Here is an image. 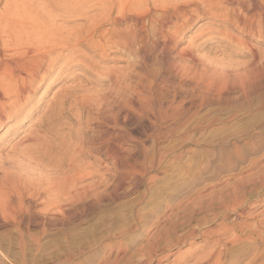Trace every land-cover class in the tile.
Returning a JSON list of instances; mask_svg holds the SVG:
<instances>
[{
  "label": "rangeland",
  "instance_id": "374dc122",
  "mask_svg": "<svg viewBox=\"0 0 264 264\" xmlns=\"http://www.w3.org/2000/svg\"><path fill=\"white\" fill-rule=\"evenodd\" d=\"M171 1L172 5L188 3L186 16L180 14L176 20H168V27H160L156 35L141 31L139 43L143 49H139L141 56H136L137 64L132 62L134 68L131 66L134 57L109 43L106 45L107 57L90 74L91 78L104 79L109 71H119L122 86L131 87L136 82L139 92H148L152 88L155 103L172 106L178 111L177 121L170 123L174 136L152 139L154 130L145 119L131 120L121 113V124L127 133L123 132V148L129 157L139 158V171L120 174L113 169L111 160L103 159L106 163L102 166L98 162L100 168L106 169L103 196L98 194L96 199L89 198L91 203L85 206L82 200L77 207L66 204L47 207L45 202L49 197L42 186L51 172L34 162L30 166L28 162L14 160L12 163L10 159H4L15 137L11 141L9 136L2 137L5 131L2 126L0 264H62L70 256L73 260L65 264H127L134 255L135 258L146 257L168 233L188 236L192 230L210 232L207 237L189 240L190 244L166 248L164 253L156 254L163 257L175 253L160 264H183L189 262L191 255L213 247L217 237L214 234L211 237V233L218 231L221 225L231 224V220L216 216V210L211 212L208 207H223L234 194L240 197L242 192L250 198L245 207L258 205L252 210H256L255 213L264 207V189L260 188L264 181V27H257L252 37L241 31L234 13L243 5L247 10L249 4L245 0L235 2L231 7L223 3L218 5L216 2L219 1L215 0L216 7L222 5V8L215 7L211 12L207 8L199 12L194 0ZM228 9L230 21H226L224 15ZM115 13L113 17L117 15ZM109 23L105 22L101 30L118 28ZM72 24L85 26L86 22L79 19ZM230 36H233L232 40H229ZM83 50L87 53V49ZM189 54L191 57L187 56ZM68 70L67 66L63 67L59 81L52 85L43 100L38 101V95L32 105L43 106L58 89L74 86L82 77L90 76L85 71L75 70L73 74L77 80L63 82L69 76ZM98 84L100 86L95 87L88 82L84 88L89 95L107 92L110 96L108 110L116 113V91H108V82ZM77 114L84 119L83 112L84 116L81 111ZM71 127H80V122L74 119ZM251 145L255 146V151L244 154ZM236 148L242 150L244 160L236 158ZM253 159L258 161L254 166L251 165ZM98 163L94 170L99 168ZM96 178L93 176L85 183L96 184ZM95 188L89 191L94 194L99 189L97 185ZM237 222L252 223L243 218ZM221 237L219 243L225 241ZM245 258L249 259L244 256L242 260L246 261ZM230 260H235L234 255L225 259V264ZM158 263L157 259L150 264Z\"/></svg>",
  "mask_w": 264,
  "mask_h": 264
},
{
  "label": "bare ground",
  "instance_id": "6f19581e",
  "mask_svg": "<svg viewBox=\"0 0 264 264\" xmlns=\"http://www.w3.org/2000/svg\"><path fill=\"white\" fill-rule=\"evenodd\" d=\"M213 1L215 0H198V2L194 0V4L197 5L198 11L207 8V11L211 12L218 3L231 7L233 3L242 0H218L216 5ZM245 1L249 4L247 10L243 5L245 8L242 6L236 10L234 19L236 18L241 31L252 37L257 27H264V0ZM171 2V0H0V128L5 126L2 137L9 136L10 141L15 137V141L7 148L4 159H10L12 163L14 160L20 163L28 162L31 163L30 166L34 162L35 165L43 167V170L48 169L51 172L47 176V181L45 180V185L42 186H45V195L48 194L46 197H49L45 206L63 207L66 204L69 207H77L82 200L85 206L91 203L89 198L96 199L98 194L103 196L106 192L104 181L106 169L100 168L106 163L102 161L103 159L111 160L113 169L120 174L128 175L139 171V158L129 157L123 148L126 130H123L121 124V113H125V118L131 120L145 119L149 127L154 130L152 139L174 136L172 135L174 131L170 130V123L177 121L178 111L172 106L164 107L163 104L155 103L152 100L154 96L152 88L148 92L145 90L139 92L136 82L131 87L122 86L119 71L112 70L109 74L106 72L107 76L102 71L106 76L104 79L91 78L90 74L107 57L106 45L108 46L109 43L114 48L127 53V56L134 57L133 61L131 59V66L134 68L132 62L137 64L135 59L140 53L139 49L142 48L139 43L141 31L146 30L154 35L160 27H168L170 23L168 20L186 14L188 3L176 4L175 2L178 1L175 0V4L172 5ZM221 6H217L218 9ZM93 10L96 12L90 15L89 12ZM229 10L224 14L226 21L231 20ZM114 12L117 15L113 17ZM79 19L84 20L86 25L72 24ZM105 22H111L118 28L101 30ZM97 37L99 40H96ZM232 37H228L229 40H232ZM83 48L87 49V53ZM187 56L191 57L190 54ZM65 66L70 70L67 71L68 78H64L63 82L77 80L78 77L73 74L75 70L85 71L90 76L82 77L81 82H76L74 86L58 89L47 104L32 105L38 95H40L38 101L44 99V95L52 85L59 81L58 75ZM103 81L110 84L109 92L116 91L114 92V97L118 99L116 113L108 110L107 100L110 96L107 92L103 95L95 93L89 95L84 88V84L88 82L98 87L100 86L98 83ZM79 111L85 114L84 119L77 114ZM34 114L36 116L33 118ZM74 119L80 122V127H71ZM26 128L30 130L25 132ZM255 149V146L251 145L244 150V154H252ZM0 155L2 156L3 152ZM235 156L238 160H244L240 149L236 148ZM85 160L88 161L83 163ZM257 162L253 159L251 165L254 166ZM96 163L99 168L94 170L97 167ZM93 176L97 177L98 184L96 182L88 185L89 181L86 184L87 179ZM96 185L99 189L96 190L97 194H93L89 190ZM257 188L259 189V186ZM260 188L264 189V181ZM245 193L242 192L240 197L234 194L231 201L226 202L223 207H208L211 212L216 210V216L221 215L231 220V224L221 225L218 231L211 233V237L214 234V237L218 238L214 240L213 247H207L201 254L193 257L191 255L189 262L183 264H225V259L233 255L235 260H230L228 264L238 262L264 264V207L257 213L256 210H252L258 205L245 207L250 199ZM253 199L255 200L254 197ZM262 204L264 205V201ZM240 218L250 220L252 223L237 222ZM209 234L208 231L197 230H192L188 236L184 234L173 236L168 233L165 238L164 235L162 236L163 240H158L160 243L157 249L153 248L146 257L135 258L134 255L129 258L127 264H150L157 259L160 264V261H165L175 253L170 252L163 257L156 254L164 253L166 248L190 244L189 240H194L198 236L207 237ZM221 236L225 239L222 240L223 243H219ZM217 247L220 249L218 250ZM244 256H248L249 259L242 260ZM72 260L73 256H70L62 264Z\"/></svg>",
  "mask_w": 264,
  "mask_h": 264
}]
</instances>
